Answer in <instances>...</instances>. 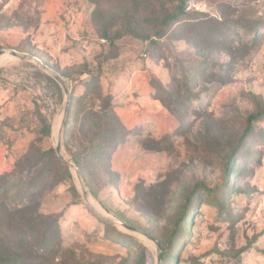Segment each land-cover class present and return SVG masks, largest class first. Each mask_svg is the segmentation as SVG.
<instances>
[{
  "label": "rangeland",
  "instance_id": "obj_1",
  "mask_svg": "<svg viewBox=\"0 0 264 264\" xmlns=\"http://www.w3.org/2000/svg\"><path fill=\"white\" fill-rule=\"evenodd\" d=\"M178 7L0 0V49L62 78V151L82 157L90 198L130 228L97 216L56 156L61 85L11 57L0 63V239L32 251L24 264H156L147 241L165 249L161 264H264V116L228 161L248 115L264 109V0H188L182 21L165 26ZM93 131L106 147L125 134L109 168L92 157L104 150H86ZM24 208L48 217L54 238L38 231L19 244L26 227L11 232L7 219Z\"/></svg>",
  "mask_w": 264,
  "mask_h": 264
},
{
  "label": "trees",
  "instance_id": "obj_2",
  "mask_svg": "<svg viewBox=\"0 0 264 264\" xmlns=\"http://www.w3.org/2000/svg\"><path fill=\"white\" fill-rule=\"evenodd\" d=\"M187 1L188 0H178L179 3V7L177 9L176 12H174L173 14L166 16L163 20V24L165 26H168L169 24H176L179 23L181 20V16L185 15V8L187 7ZM161 36V35H160ZM103 37H106L105 33L103 34ZM71 114V107L68 109L67 111V120L65 122V127L68 128L70 119L69 116ZM262 116H264V109L255 113H252L250 115H248L247 119H246V126L242 132V134L240 135V137L238 138L235 148L231 151L229 157H228V161L233 160L234 156L237 154V152L239 151V149L242 146V143L245 139V137L249 134V132L252 129V125L254 121H257L259 118H261ZM114 120V118H113ZM122 126L118 123H116L114 125V129H119ZM90 134V131L87 132V137ZM116 134V132L113 130V135ZM98 132L93 131V135L90 137V140L87 142V147L86 150H93L95 152H97L96 150L98 149H102L104 151H102L103 153L106 154L105 157L102 158L103 153L100 152L99 157H97L98 155H94L92 157H96L99 158L100 160H102L103 162H105L107 168H109L108 166V162L110 161V155L112 154V152H114L115 150H117V148L123 144H125V134L122 135V138H120V136L115 135L112 140H110L111 142L107 145L108 147H106V142H99L98 138H97ZM95 145H99L101 147L95 146ZM102 154V155H101ZM90 157V158H92ZM88 158V156H84V159H90ZM80 159V160H78ZM82 157H77V159H74V164L76 166H78L80 174L83 178V180L85 181V185L88 186L89 188V184L91 181V178L89 176L90 172H88L87 169H85V167L83 165H81L82 162ZM88 162V161H87ZM90 162H88L89 164ZM86 164V165H88ZM102 172L101 168L100 169H95L92 173H96L99 174V172ZM11 182L7 181L5 183V185L3 186V188H1L2 193L6 194V192L11 193V188L9 189V187L11 186ZM194 194V191H192L188 197H187V202L189 203L190 201V197ZM7 208V207H5ZM31 209L33 208H24L23 210L21 209H15L10 216L8 217V229L12 231L17 230V227H13L11 228V224H15L21 228L26 227L27 231H24L23 233L19 234L20 236H13L14 239L19 243V244H27V245H32L31 241H30V237L33 235H38V231L41 233V235H43L45 238H47V236H51V239L54 238V234L52 232V222L48 221V217H43L40 218L39 215L34 214L33 211H31ZM29 210V211H28ZM9 211V210H7ZM6 233H8L6 231ZM9 234V233H8ZM32 234V235H31ZM49 239L45 240L44 243L45 245L49 243L48 241ZM43 243V245H44ZM160 248L162 250V255H161V261L162 259H164L165 256V252H164V248L163 246L160 245ZM29 253L32 254V251H30ZM29 254L28 256L26 255H19L18 253H13L6 245L5 242L0 239V264H19V260L22 261V264H24V261L26 260H32L33 256Z\"/></svg>",
  "mask_w": 264,
  "mask_h": 264
},
{
  "label": "water",
  "instance_id": "obj_3",
  "mask_svg": "<svg viewBox=\"0 0 264 264\" xmlns=\"http://www.w3.org/2000/svg\"><path fill=\"white\" fill-rule=\"evenodd\" d=\"M6 54L9 55L10 57L14 58V59H18V60H23V61H29L33 64H35L42 72L46 73L47 75H49L50 77H52L54 80H56L62 87L64 93H65V101H64V106L62 109V120H61V131L59 132L58 136H57V140L55 143V153L56 156L61 160V162L63 164H65L69 170L71 171L72 175L74 176L83 199L87 202V204L92 208V210L96 213L97 216H99L100 218L104 219L105 221L118 226L126 231H128L130 228H128L123 222L107 215V214H103L100 213L99 211L95 210L88 202V199H90L89 193H88V189L84 183V180L80 174V171L78 169V167L74 164V162H72L62 151L61 148V133H62V127L64 124V120L66 117V110H67V105H68V101H69V91L64 83V81L62 80V78L52 69L48 68L45 64H43L38 58L25 54V53H19L16 52L14 50H10V49H0V56ZM74 173V174H73ZM155 245V250H156V264H161V252L160 249L158 247V245L155 242H152Z\"/></svg>",
  "mask_w": 264,
  "mask_h": 264
},
{
  "label": "bare ground",
  "instance_id": "obj_4",
  "mask_svg": "<svg viewBox=\"0 0 264 264\" xmlns=\"http://www.w3.org/2000/svg\"><path fill=\"white\" fill-rule=\"evenodd\" d=\"M9 58H11L9 55H6V54L2 55V56L0 57V63H2L3 61L5 62V61L9 60ZM61 120H62V116L60 115V116L57 118V121H56L55 124H54V128H53V138H54L55 143H56V140H57V136H58L59 132L61 131ZM73 174H74V173H73ZM74 176H75V175H74ZM88 202H89V204H90L95 210L99 211L100 213L106 214V213L103 211V209H102L100 206H98L97 203H95V201H93L91 198L88 199ZM147 242L150 243V245H151V247H152L153 249H155V245H154L152 242H149V241H147Z\"/></svg>",
  "mask_w": 264,
  "mask_h": 264
}]
</instances>
